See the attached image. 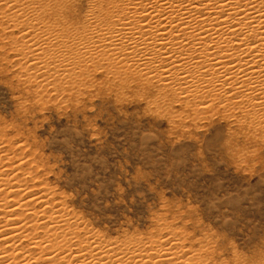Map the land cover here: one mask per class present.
Returning a JSON list of instances; mask_svg holds the SVG:
<instances>
[{
	"label": "rangeland",
	"instance_id": "1",
	"mask_svg": "<svg viewBox=\"0 0 264 264\" xmlns=\"http://www.w3.org/2000/svg\"><path fill=\"white\" fill-rule=\"evenodd\" d=\"M0 42V144L24 145L23 178L105 240L178 235L210 263L264 264L263 132L213 109L169 112L99 75L62 90L31 80L15 63L24 48Z\"/></svg>",
	"mask_w": 264,
	"mask_h": 264
},
{
	"label": "bare ground",
	"instance_id": "2",
	"mask_svg": "<svg viewBox=\"0 0 264 264\" xmlns=\"http://www.w3.org/2000/svg\"><path fill=\"white\" fill-rule=\"evenodd\" d=\"M87 2L80 16L81 0H0V40L24 48L15 63L31 80L44 75L62 90L99 75L148 94V104L165 100L169 112L177 102L229 113L264 138V0ZM18 141L0 144V264H219L172 230L100 237L55 192L21 176L31 161Z\"/></svg>",
	"mask_w": 264,
	"mask_h": 264
},
{
	"label": "snow or ice",
	"instance_id": "3",
	"mask_svg": "<svg viewBox=\"0 0 264 264\" xmlns=\"http://www.w3.org/2000/svg\"><path fill=\"white\" fill-rule=\"evenodd\" d=\"M103 207V206H102Z\"/></svg>",
	"mask_w": 264,
	"mask_h": 264
}]
</instances>
